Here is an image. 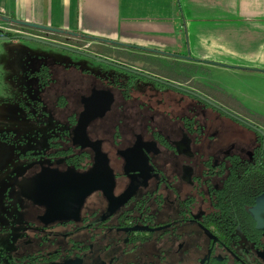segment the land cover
Instances as JSON below:
<instances>
[{"label": "flooded vegetation", "instance_id": "flooded-vegetation-1", "mask_svg": "<svg viewBox=\"0 0 264 264\" xmlns=\"http://www.w3.org/2000/svg\"><path fill=\"white\" fill-rule=\"evenodd\" d=\"M40 33L30 35L89 56L98 68L75 65L80 74L55 91L52 106L40 93L26 97L28 116L51 109L55 121L45 147L19 153L33 166L20 183L16 206L23 197L35 208L30 221L35 231L32 238L28 226L19 228L11 236L18 250L0 251V264H87L95 247L102 264H264V190L238 212L234 203L225 206L214 197L231 175L264 165V126L222 102L216 84L184 76L185 63L121 61L119 52L130 58L135 52L102 44H84L82 50L80 43L59 39L55 32ZM30 75L43 90L55 81L46 65ZM188 97L214 107L254 137L205 149L211 148L205 137L213 141L216 132L206 133ZM67 188L75 192L57 208L55 193ZM82 191L86 194L78 203ZM222 208L232 219H222ZM66 227L74 232L62 233L63 242L52 251L41 249L52 232ZM30 247L37 248L23 249Z\"/></svg>", "mask_w": 264, "mask_h": 264}, {"label": "crops", "instance_id": "crops-1", "mask_svg": "<svg viewBox=\"0 0 264 264\" xmlns=\"http://www.w3.org/2000/svg\"><path fill=\"white\" fill-rule=\"evenodd\" d=\"M4 18L41 28L28 32L176 59L264 116V84L253 82L264 81V0H0Z\"/></svg>", "mask_w": 264, "mask_h": 264}, {"label": "rangeland", "instance_id": "rangeland-1", "mask_svg": "<svg viewBox=\"0 0 264 264\" xmlns=\"http://www.w3.org/2000/svg\"><path fill=\"white\" fill-rule=\"evenodd\" d=\"M36 33V32H34ZM23 35V34H20ZM31 36V35H30ZM77 42L86 49V42L80 38L74 39L72 36L57 37ZM89 45V44H87ZM92 45V44H91ZM97 46V45H92ZM94 47H90L92 50ZM94 50V49H93ZM112 50V49H111ZM135 58L126 56L124 52H119L120 60L140 59L150 60L153 57L150 53L139 55ZM173 60V59H172ZM174 64L180 63L174 59ZM97 61L95 59L71 51L48 46L42 43L29 40H10L0 38V251H17L15 243L11 242L14 236L19 234V228H27L30 237L33 238V229L31 222L34 220L33 211L35 208L21 197L20 207L16 206L18 201V190L20 183L29 175L32 163L27 165L24 158L19 153H24L28 148H43L47 144L49 129L54 125L53 112L42 114L39 112L34 117L28 116L26 97H34V93H40V96L52 106V102L58 89L66 87V81L72 82L73 74L77 73L75 65L81 68H90L97 70ZM46 65L53 75L55 81L44 90L38 87V81L30 73ZM192 67V66H191ZM188 67V72L195 73L196 69ZM208 70V67L205 66ZM210 71V70H209ZM211 71H214L211 69ZM216 71V70H215ZM184 73L187 78L195 74ZM217 72V71H216ZM218 71L217 73H219ZM80 74V72H78ZM228 75L226 73H221ZM195 78V77H193ZM68 82V83H69ZM255 84L263 83L264 81ZM64 84V85H63ZM188 85V84H187ZM189 89H192L189 85ZM211 93V92H209ZM217 95V94H216ZM216 97V96H214ZM41 98V99H42ZM189 105L195 106L200 111V117L204 120L206 133L216 132L213 141L208 137L204 140L207 150L215 151L219 148L229 147L233 144L248 142L254 133L249 129L241 127L236 121L223 115L217 109L210 105H202L197 99L188 97ZM74 104V103H73ZM75 105V104H74ZM61 112V111H59ZM207 135V134H206ZM206 153V152H205ZM209 153V152H208ZM21 196V195H20ZM30 229V230H29ZM65 229V230H64ZM57 228L56 233L48 236L47 240L41 244L43 250L52 251L56 245L63 242L62 233L70 234L74 232V227ZM33 230V231H32ZM13 237L11 238V236ZM56 237V239L54 238ZM206 240H204V245ZM37 247L23 248L27 251H34ZM87 264H102L101 256L96 247L90 252V259H86Z\"/></svg>", "mask_w": 264, "mask_h": 264}, {"label": "trees", "instance_id": "trees-1", "mask_svg": "<svg viewBox=\"0 0 264 264\" xmlns=\"http://www.w3.org/2000/svg\"><path fill=\"white\" fill-rule=\"evenodd\" d=\"M5 35H7V37H10L11 39H15L17 37L16 35L11 33H6ZM67 35L71 36L70 34ZM80 38L83 40H91L90 38H87L85 36H81ZM195 85L199 88H202V86H199L198 84ZM215 89L218 91L215 92V94H219L217 95V97H219L222 102H224L228 106H233L237 108L240 112H242L244 115L248 116L251 120H253L254 123L264 126L263 115L250 112L235 98L223 92V90H221L220 88L217 87ZM210 94L213 93L211 92ZM229 182L235 183V185L232 183L229 185ZM228 185L231 187V191ZM225 186L226 191H219L218 194L214 195V197L219 199L220 202L224 203L225 206L230 205V203H234L235 205H233L232 207H234V210L238 212L239 207H243L245 204L254 203L258 198L257 196H259V194L264 190V165H255L251 169L250 167L248 169H245L240 174L231 175L230 179L226 180ZM220 212L221 216H223L222 219L229 220L233 217L232 215H229L230 210L228 209L222 208ZM221 227H223V225H221Z\"/></svg>", "mask_w": 264, "mask_h": 264}, {"label": "water", "instance_id": "water-1", "mask_svg": "<svg viewBox=\"0 0 264 264\" xmlns=\"http://www.w3.org/2000/svg\"><path fill=\"white\" fill-rule=\"evenodd\" d=\"M4 20L6 21H10L14 24H17L19 26H22V27H32L34 29H41L37 26H34L33 24H28L26 22H22V21H19V20H10L8 18H4ZM87 38H90L91 40H96V41H103V40H100L98 38H92V37H87ZM5 39V38H4ZM15 39H20V40H29V41H34V42H38V43H42V44H45V45H48V46H53V47H57V48H62V49H65V50H69V51H73L72 49H70L68 46H64V45H61V44H57L55 42H51L49 40H45V39H42V38H37L35 36H30V35H19L17 36ZM98 59V58H97ZM176 87V86H174ZM185 91H188L189 93L193 94V95H196L198 96L199 98H201L202 100L208 102L209 104L211 105H214L216 107H218L217 105H215L213 102H211L209 99L201 96V95H198L190 90H185ZM229 115H232L230 114L229 112H227ZM71 188H67L66 191L65 189L64 190H60L59 192L55 193V201H52V203H56L57 204V208L61 207V205L65 204L68 202V198H70V193H71V196H73V193L75 192H72L70 191ZM86 192L82 191L81 194H78V203L82 202L83 201V198L85 196ZM47 205V204H46ZM47 209H48V212H51V208L50 206L47 205ZM57 217V216H56ZM65 218H69V215L65 216Z\"/></svg>", "mask_w": 264, "mask_h": 264}, {"label": "built area", "instance_id": "built-area-1", "mask_svg": "<svg viewBox=\"0 0 264 264\" xmlns=\"http://www.w3.org/2000/svg\"><path fill=\"white\" fill-rule=\"evenodd\" d=\"M6 33L30 35V31L28 32L24 27L3 19L0 20V36Z\"/></svg>", "mask_w": 264, "mask_h": 264}]
</instances>
